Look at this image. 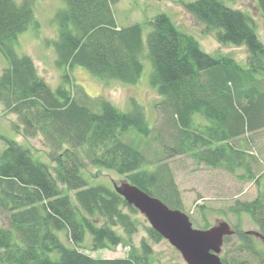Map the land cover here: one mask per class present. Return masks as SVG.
I'll use <instances>...</instances> for the list:
<instances>
[{
  "label": "trees",
  "instance_id": "1",
  "mask_svg": "<svg viewBox=\"0 0 264 264\" xmlns=\"http://www.w3.org/2000/svg\"><path fill=\"white\" fill-rule=\"evenodd\" d=\"M33 1L0 0V55L7 62L0 73V102L16 116L23 136H41L51 164L34 159L28 147L0 133V213L6 220L0 222V264H186L153 256L151 242L162 236L113 187L88 185L83 170L86 165L112 170L182 211L167 161L174 155L187 154L196 163L259 184L263 166L252 144H264V41L253 19L220 0H193L185 6L219 43L245 46L242 65L230 55L204 51L166 13L119 27L112 11L117 0H63L55 12L53 40L61 81L51 88L32 57L15 48L18 35L34 23ZM257 4L264 25V0ZM144 59L151 66L149 84L161 98L156 108L173 128L169 134L165 130L170 141L162 142L152 160L143 142L154 129L139 102L130 97L122 109L102 95L90 97L69 73L80 65L98 78L133 85ZM229 213L247 215L264 237V188L251 199H236L221 216ZM142 225L148 239L136 246L132 237ZM234 230L239 255L223 253L222 263L249 264V253L264 264V252L253 239ZM117 246L126 247L127 254H91Z\"/></svg>",
  "mask_w": 264,
  "mask_h": 264
},
{
  "label": "rangeland",
  "instance_id": "2",
  "mask_svg": "<svg viewBox=\"0 0 264 264\" xmlns=\"http://www.w3.org/2000/svg\"><path fill=\"white\" fill-rule=\"evenodd\" d=\"M190 1L193 0H117L112 5V11L116 24L119 27L151 20L157 13H166L179 30L195 37L200 47L207 53L212 55H230L240 64L245 65L247 56L245 46L219 43L214 31L208 30L202 22L198 21L186 9L185 6ZM220 1L226 6L247 13L253 19L252 23L259 38L264 41V25L257 0ZM63 5V0H34V23L18 35L15 44L17 52L28 54L32 57L38 74L44 78L51 88H55L61 81V70L55 65L53 40L57 37V27L54 20L55 12ZM148 31L149 28H144V41ZM5 66H7V62L0 55V73ZM150 72L151 66L149 61L144 59L140 79L133 85L125 84L118 80L98 78L80 65L73 66L69 73L74 81L90 97L102 95L122 109L127 108L130 97L139 102L154 129V133H151L150 137L145 139L146 143L143 142L145 155L152 160L158 158L154 155V152L157 150L161 152L162 142L170 141L169 136L165 134V130L167 129L169 134L170 131L173 132V128L169 125L167 126L163 117L164 115L160 112V109L156 108L161 98L149 84ZM16 123V116L6 112L0 102V133L28 147L34 159L50 165L48 147L41 136H23L21 127H17ZM161 125L162 130L160 132L159 128ZM156 133L159 135L158 139L155 138ZM160 137L163 139L160 140ZM262 142L264 143V137ZM2 147L3 141L0 139V149ZM252 150L260 158L263 166L262 172L264 173V144H261V141L254 142ZM167 161L180 191L184 206L183 211L190 215V217L192 216L198 223H192L193 227L201 228L206 222L209 223L208 226L210 227L216 221L224 219L231 225L233 230L239 228L242 233H249L247 235L253 239L255 248L261 249L264 252V241L254 234L258 232V227L247 215L240 214L239 218L230 213L227 216H221L222 211L228 205L233 204L236 199L243 200L255 197L259 190L264 188V177L261 178L259 184L250 180L241 181L222 169L209 168L204 164L196 163L187 154L174 155L168 158ZM83 172L88 185L104 183L113 187V184H119L123 181L122 176L116 172L104 168H96L92 165H86ZM140 215L142 218L140 220H145L147 225H149L145 217L142 214ZM2 221H6L5 214L0 213V222ZM237 233L238 231L234 230L232 237L230 236L231 241L222 245L220 258L223 253L227 254V256L239 255L236 250L239 244ZM58 234L63 237L61 231ZM142 238L148 239L144 225L133 235L132 242L134 245L139 246ZM151 245L153 256L157 259L163 262L185 263L179 251L164 238L158 242L152 241ZM91 254L98 258H117L125 256L127 248L117 246L113 251L99 249ZM245 256L248 260L250 258L249 264H258L249 253H246Z\"/></svg>",
  "mask_w": 264,
  "mask_h": 264
},
{
  "label": "water",
  "instance_id": "3",
  "mask_svg": "<svg viewBox=\"0 0 264 264\" xmlns=\"http://www.w3.org/2000/svg\"><path fill=\"white\" fill-rule=\"evenodd\" d=\"M113 188L145 217L152 229L179 251L186 264H223L220 252L224 238L233 235L226 220L216 221L206 229L195 228L185 212L168 207L127 180L113 184ZM254 234L264 241L258 232Z\"/></svg>",
  "mask_w": 264,
  "mask_h": 264
}]
</instances>
